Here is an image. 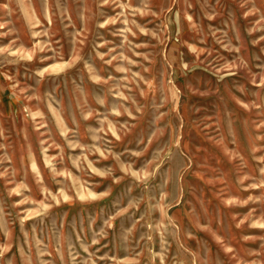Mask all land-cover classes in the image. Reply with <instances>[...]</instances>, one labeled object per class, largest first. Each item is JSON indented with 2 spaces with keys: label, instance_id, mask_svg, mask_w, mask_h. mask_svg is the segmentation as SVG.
Listing matches in <instances>:
<instances>
[{
  "label": "rangeland",
  "instance_id": "1",
  "mask_svg": "<svg viewBox=\"0 0 264 264\" xmlns=\"http://www.w3.org/2000/svg\"><path fill=\"white\" fill-rule=\"evenodd\" d=\"M0 264H264V0H0Z\"/></svg>",
  "mask_w": 264,
  "mask_h": 264
}]
</instances>
